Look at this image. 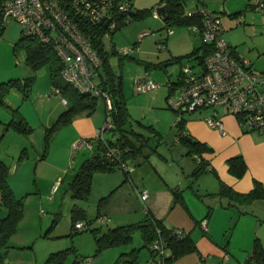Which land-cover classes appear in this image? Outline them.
Here are the masks:
<instances>
[{
    "label": "rangeland",
    "instance_id": "rangeland-1",
    "mask_svg": "<svg viewBox=\"0 0 264 264\" xmlns=\"http://www.w3.org/2000/svg\"><path fill=\"white\" fill-rule=\"evenodd\" d=\"M181 2L185 10L204 7L218 14L225 40L252 63V68L264 69V17L254 8L253 0ZM131 3V10L142 11L143 15L125 19L111 33L106 31L104 49L114 73L121 76L132 119L153 125L162 132L161 142L157 143L151 130L138 128L151 136L149 147L145 148L147 158L150 155L152 160L157 159L151 150L154 145L180 171V166H189L193 159L186 153L184 144L175 140L174 120L178 113L170 108L168 100L176 97L178 84L174 83V89L170 90L168 82H176L182 63L198 62L186 54L203 40L187 26H175L170 34L161 28L164 21L155 11L162 0H132ZM22 36V27L15 20L8 21L0 32V156L7 162L17 163L18 178L10 176L9 182L15 188V195L23 196L24 200V214L15 232L0 244V264H80L85 258L92 259L90 264H141L151 253L143 245L138 229L133 232L130 243L104 248L95 254L98 251L95 234L104 236L108 228H113L110 221L100 223L97 219L104 205L99 202L105 196H100V188H105L107 177H114L116 171L122 170L94 173L85 199L75 198L71 193L70 183L78 167L95 150V146L78 149L73 146L83 137L94 136L106 122L103 97L95 99L93 108L80 109L69 115V119L58 120L70 102L61 93L53 92L48 65L33 69L26 62L24 48L18 43ZM165 36L166 47L159 49V41ZM122 48L130 49L129 54L120 56ZM171 56H179L180 61L169 60L164 65L165 58ZM29 76L33 80L27 95L16 86H7L12 80L24 83ZM138 78H150L158 85L138 90L135 86ZM22 117L30 132L15 127V121ZM140 161L137 158L134 163ZM146 162L136 165L139 171L147 167ZM78 206L85 213L78 219L85 224L80 230L71 227V209ZM214 236L233 249L232 260L238 255L243 256L242 261L248 258L256 242L264 248V195L249 200L225 196V224L216 228Z\"/></svg>",
    "mask_w": 264,
    "mask_h": 264
},
{
    "label": "built area",
    "instance_id": "built-area-1",
    "mask_svg": "<svg viewBox=\"0 0 264 264\" xmlns=\"http://www.w3.org/2000/svg\"><path fill=\"white\" fill-rule=\"evenodd\" d=\"M132 0H0V26L10 20L17 21L24 35L36 37L39 41L52 46L62 63L61 77L79 92L90 96H102L106 107V122L97 129L96 136L103 139V131L111 124L112 102L106 92L98 87L102 60L90 42L85 29L99 25L100 20L110 17L107 30L114 29L119 14L129 17ZM254 8L264 17V0H253ZM158 8V7H157ZM155 14L160 15V12ZM202 14L201 26H190L197 31L202 40L211 46V50L202 62L182 63L177 75V94L168 100L171 109L178 115L196 111L204 112L205 122L213 128L222 130L221 111L233 114L243 129L257 130L264 133V69L252 68L249 60L233 50L232 45L223 37V25L218 14L201 7L185 10L192 15ZM168 34L173 29L167 28ZM143 32L142 34H145ZM166 46L159 42V49ZM120 53L130 49L122 48ZM158 85L150 78L135 81L138 90L155 88ZM53 92L59 93L54 87ZM168 95L167 97H169ZM92 147L85 137L74 143V148ZM108 154H116L109 147ZM125 167V164H122ZM129 170L131 167L128 168ZM137 194L146 205L149 190L138 187ZM103 222L104 217L99 218ZM82 221H76L74 227H84ZM203 228L206 220L201 221ZM179 229L176 230L178 234ZM152 249L156 259L141 264H165L163 260V242L155 240ZM91 258L79 261L90 264Z\"/></svg>",
    "mask_w": 264,
    "mask_h": 264
},
{
    "label": "trees",
    "instance_id": "trees-1",
    "mask_svg": "<svg viewBox=\"0 0 264 264\" xmlns=\"http://www.w3.org/2000/svg\"><path fill=\"white\" fill-rule=\"evenodd\" d=\"M161 6H163V9L160 11V16L165 24L161 28L173 29L175 26H201L202 14L199 12L193 13L192 15L185 14L184 5L181 0H162V3L158 7ZM142 15V11H136L135 15L130 14L129 17L125 16L124 14H119L116 18L117 23L114 29L110 30L109 32L111 33L113 30L117 29L119 25L125 21V19L130 20L132 17H141ZM5 25L6 24L0 26V32L5 27ZM106 31H108L107 27L99 25L93 26L89 30L85 29L86 34H88L90 38V42L98 51L102 60L101 70L99 72L98 87L101 91L106 92L111 99L112 126L109 129H105L103 131V139L96 136V132L92 137H85L92 143L93 148L95 146V150L91 153L90 157L85 158L80 164L72 179V182L70 183L72 196L79 199H85L89 196L91 179L94 173L110 172L120 169L126 175L129 172L128 168L131 167V160H136L137 158L144 160L147 158V154H145V148L149 147L151 136L146 135L138 128H145L149 131L151 130L156 136L158 142H160V138L162 137V135L154 129L153 125H147L141 120L132 119L123 94L121 76H118L114 73L109 63V55L104 49L103 36ZM166 39L167 36L161 39L165 46ZM18 43L23 46L25 60L33 69H38L43 65H48L52 89L54 87L59 88V93L65 97L67 102H70V106L60 114L58 120L69 119V115H72L75 111L80 109L93 108L95 99L99 96H90L88 94L79 92L74 87H72V85L62 79L60 74L62 63L55 54L51 45L42 43L36 37L27 36L24 34L19 39ZM210 50L211 46L202 41L200 45L193 48V50L187 53L186 56H192L198 59L199 62H202ZM233 50L235 51L234 47ZM128 54L129 52L120 53V56ZM167 60L180 61V57L171 56ZM32 80L33 76L27 77L24 83H19L18 81L12 80L7 86H16L19 88V90L23 91L24 95H27L30 90V84ZM174 83H177V79L176 82H168L170 90L174 89ZM187 114L189 113L182 112L180 115H177L175 122L176 136L180 142H183L187 145L188 154H196L200 157L199 162L191 172V175L196 177L207 167V162L202 158L201 154L203 151L209 149L205 143L192 139L184 133L183 127L186 119L185 116ZM11 121L13 122L14 120ZM15 127L19 130L28 132L31 131V128H28L25 121H23V117L22 119L15 121ZM52 127L49 128V132H51ZM244 130L250 131L249 129ZM106 131L109 132L108 136L105 135ZM46 139H48V137H46ZM109 147L113 148L116 151V154H108L107 150ZM151 150L155 151L156 147H154V145L151 146ZM122 164H125V167L122 166ZM228 164L229 171L233 175L241 177L245 173L246 164L242 156H234L229 158ZM9 170L10 165L0 156V202L2 207L7 209V214L5 216H0V244H3L7 238L15 232L17 223L24 214L23 196L17 197L14 194V191L9 184ZM172 192L175 196V200H179L183 203L181 189L173 187ZM219 192L233 196V198L236 197L238 199L249 200L255 196L264 195V187H262L257 182L254 189L247 193L241 194L232 191L230 187L221 182ZM108 198L109 195L102 197L99 204H105L108 201ZM71 213V227L72 229H75L74 222L80 219V217H83L85 213L84 210L79 206L73 207L71 209ZM88 222L89 219H87L86 223ZM136 229L140 230L141 232L143 245L150 249L152 257L151 259H156V255L152 249V243L157 239L163 242V247L165 249L163 252V260L165 264H169L178 256L196 250L195 240L190 233H186L185 231L179 229L180 232L177 234V228L167 226L160 218H157L153 215H147L141 222L108 228V231L105 233L108 236H98L94 233L98 250L95 254L100 253L101 249L104 248L118 246L122 243H130L133 232ZM244 264H264V248H262L259 243L256 242L254 244V247L248 258L245 260Z\"/></svg>",
    "mask_w": 264,
    "mask_h": 264
},
{
    "label": "crops",
    "instance_id": "crops-1",
    "mask_svg": "<svg viewBox=\"0 0 264 264\" xmlns=\"http://www.w3.org/2000/svg\"><path fill=\"white\" fill-rule=\"evenodd\" d=\"M235 51L238 53L236 49ZM167 59L165 58L164 65L170 62ZM14 90L20 94L17 89ZM221 112L222 130L210 127L203 118L204 112L196 111L185 116L184 133L205 143L209 149L201 154L207 162L203 172L196 177L191 175L200 157L188 154V147L183 142L181 143L186 147V153L191 156L193 162L189 166H180V171L169 163L165 155L157 151V147L153 151L157 154V159L152 160L149 155L147 160L141 159L137 164L134 163L135 160H131L128 174L116 171L114 177H107L105 188H100L99 193L100 196L109 195V198L100 209L98 221L104 217V221H99L100 223L110 221L111 225L116 227L141 222L147 215H153L162 219L169 227L190 233L196 243L195 251L178 256L169 264H244L247 258L242 261L243 256L238 255L232 260L235 255L233 249L226 247L214 236L216 228L224 227L225 224V196L233 197L222 194L219 190L221 182L241 194L254 189L257 182L264 187V133L257 130L245 131L233 114ZM175 122L176 120L174 126ZM154 129L162 133L160 129ZM42 132L41 130L43 135ZM175 140L180 142L176 134ZM234 156H242L245 161L246 170L241 177L229 171L228 159ZM144 162L148 164L147 167L139 171L136 165L140 166ZM8 164L9 178H18L17 163L13 160ZM180 176H183L184 180ZM16 182L20 181L16 179ZM9 184L15 192L12 183ZM142 186L149 190L146 205L136 191ZM173 187L181 189L183 203L175 200ZM0 209V216H5L7 209L2 207L1 202ZM203 219L206 220L205 228L201 225ZM151 258L149 256L142 262Z\"/></svg>",
    "mask_w": 264,
    "mask_h": 264
},
{
    "label": "water",
    "instance_id": "water-1",
    "mask_svg": "<svg viewBox=\"0 0 264 264\" xmlns=\"http://www.w3.org/2000/svg\"><path fill=\"white\" fill-rule=\"evenodd\" d=\"M162 9H163V6L158 7V8H157V11L160 12ZM128 12H129V14H131V15H135V14H136V11H134V10H129ZM109 21H110V17L107 18L106 20H105L104 18H102V19L100 20V24H102L103 27H107Z\"/></svg>",
    "mask_w": 264,
    "mask_h": 264
}]
</instances>
